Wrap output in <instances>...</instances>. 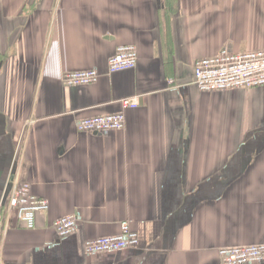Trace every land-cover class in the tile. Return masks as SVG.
<instances>
[{"label":"crops","instance_id":"0c3cea01","mask_svg":"<svg viewBox=\"0 0 264 264\" xmlns=\"http://www.w3.org/2000/svg\"><path fill=\"white\" fill-rule=\"evenodd\" d=\"M124 44L136 66L108 73ZM262 48L264 0H0V264H222L219 248L264 243V86L192 83L195 60ZM90 68L97 82H62ZM124 98L123 129H76ZM13 176L48 201L32 230ZM122 222L136 247L84 253Z\"/></svg>","mask_w":264,"mask_h":264},{"label":"built area","instance_id":"2783aa9c","mask_svg":"<svg viewBox=\"0 0 264 264\" xmlns=\"http://www.w3.org/2000/svg\"><path fill=\"white\" fill-rule=\"evenodd\" d=\"M138 61V51L133 44L119 45L108 59V73L134 68ZM97 69L65 72L62 82L67 86L88 85L97 82ZM192 83L203 92L225 91L237 88L250 89L264 86V48L239 53L222 52L200 58L193 64ZM120 111L83 117L76 122L78 131L105 132L120 130L125 125V111L136 108V98L120 101ZM12 188L8 196V207L14 210L26 229L36 227V214L48 210V201L31 193L30 184L13 176ZM80 216L71 213L53 221L52 227L59 238L75 233ZM139 236L128 222H122L120 231L113 235L100 236L84 243V253L95 255L136 247ZM222 264H259L264 262V243L223 247L217 250Z\"/></svg>","mask_w":264,"mask_h":264},{"label":"trees","instance_id":"16d2710c","mask_svg":"<svg viewBox=\"0 0 264 264\" xmlns=\"http://www.w3.org/2000/svg\"><path fill=\"white\" fill-rule=\"evenodd\" d=\"M25 227V226H24Z\"/></svg>","mask_w":264,"mask_h":264}]
</instances>
